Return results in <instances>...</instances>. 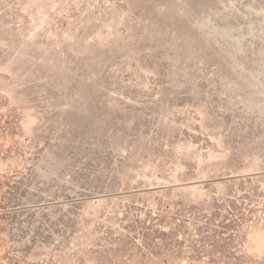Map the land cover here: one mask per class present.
Segmentation results:
<instances>
[{
	"label": "rangeland",
	"instance_id": "obj_1",
	"mask_svg": "<svg viewBox=\"0 0 264 264\" xmlns=\"http://www.w3.org/2000/svg\"><path fill=\"white\" fill-rule=\"evenodd\" d=\"M0 264H264V0H0Z\"/></svg>",
	"mask_w": 264,
	"mask_h": 264
}]
</instances>
